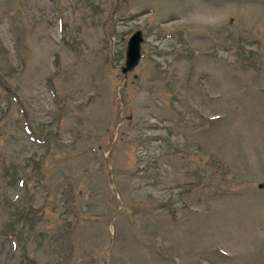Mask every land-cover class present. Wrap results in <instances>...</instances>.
Listing matches in <instances>:
<instances>
[{
	"label": "rangeland",
	"instance_id": "1",
	"mask_svg": "<svg viewBox=\"0 0 264 264\" xmlns=\"http://www.w3.org/2000/svg\"><path fill=\"white\" fill-rule=\"evenodd\" d=\"M0 67V264H264V0H0Z\"/></svg>",
	"mask_w": 264,
	"mask_h": 264
},
{
	"label": "water",
	"instance_id": "2",
	"mask_svg": "<svg viewBox=\"0 0 264 264\" xmlns=\"http://www.w3.org/2000/svg\"><path fill=\"white\" fill-rule=\"evenodd\" d=\"M110 29L109 34L111 36ZM143 32L142 30H136L134 31L128 38L127 44L125 47V57L123 64L119 66H115L117 69L120 70V72L126 76L128 72H131L135 69V67L138 65L140 58H141V43L143 42ZM259 188H264V179L263 181L259 182L257 184ZM113 235L110 237V241L112 240ZM106 263L108 264V260L106 259Z\"/></svg>",
	"mask_w": 264,
	"mask_h": 264
},
{
	"label": "trees",
	"instance_id": "3",
	"mask_svg": "<svg viewBox=\"0 0 264 264\" xmlns=\"http://www.w3.org/2000/svg\"><path fill=\"white\" fill-rule=\"evenodd\" d=\"M1 76H2V72H1V67H0V78H1ZM2 88H3V90H4V87H2ZM87 206H89V205H87ZM97 217H98V216H97V215H94V214L90 216V218L93 219V220H96Z\"/></svg>",
	"mask_w": 264,
	"mask_h": 264
}]
</instances>
